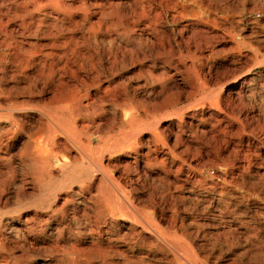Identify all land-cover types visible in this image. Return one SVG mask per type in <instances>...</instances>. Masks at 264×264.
I'll list each match as a JSON object with an SVG mask.
<instances>
[{"label":"rangeland","instance_id":"obj_1","mask_svg":"<svg viewBox=\"0 0 264 264\" xmlns=\"http://www.w3.org/2000/svg\"><path fill=\"white\" fill-rule=\"evenodd\" d=\"M164 1L143 0L153 9L150 20L153 18V13L159 11L161 21L157 25L159 24L158 27L163 29V39H166L164 40L165 47L162 50L161 48L156 51L152 49L149 51L150 54L146 51V57H148L144 58V63L147 67L150 66L149 69L153 75L150 78L147 73L145 74L152 81L148 80V84H146L147 89L150 88L148 94L144 93L143 95L132 88L137 82L144 81L142 77L132 78V81H128L126 77L138 71V64L133 63L132 58L129 57L130 53L125 51L123 55L127 59V65L126 62H121L123 58L121 51L126 46L124 42L121 39H116L117 43L119 42L117 47L116 42L109 41L108 35L104 33L103 29L102 33L88 35L89 49L85 47L86 45H81L78 42L77 52L68 47L69 41L59 42L63 46L61 49L57 42H53L57 38L58 32H52V34L39 32L30 38L34 42V45L30 47V52L37 53L41 49L38 52L39 55L36 54V56L37 61L42 59L44 70L48 67V59L61 64L66 58L67 64L74 67L80 65L86 70H90V67L95 65L94 67L103 73L106 71V66L113 64L114 73L118 72L124 76V81L129 83L127 84L128 91L137 100V102L127 105L130 107L125 106L127 108H125V113L130 108V111H133L141 99L151 104L152 111L149 113L151 116L148 115L149 124L144 126L137 125L131 126V128L127 125L124 126L126 118L121 117L114 131L107 133L99 131L100 129L87 125L84 119L80 120L82 116L87 117L92 112L91 107L82 108V115L77 119L81 141L89 142L88 146L91 148L93 159L101 153L106 156L102 160V165L104 164V167L110 169V171L107 169L106 171H109L107 173L115 179V184L111 187L113 191L115 189L113 199L116 201L114 203L118 200L123 201L125 205L132 202L131 205L138 207V215L134 213L136 217L139 216L138 219L144 217L143 219L147 220L146 217H149L150 222L154 220L153 224L159 225L161 231L170 233V235L175 232L184 243L187 239V245L194 248L192 250L204 261V264H264V0ZM186 6L192 7L194 13L186 11ZM191 25L196 27L194 31L196 37L193 33L194 36L189 38ZM98 37H102V41ZM78 39L80 41V38ZM166 41H169L175 49H170ZM168 49L172 53L168 54ZM45 51L47 53L55 52L57 55H49L50 53L47 54ZM190 55L194 56L192 57L194 63L191 70L193 82L187 77V71L184 68V65L190 63ZM58 56H61V61L57 59ZM112 56L116 57L112 59ZM6 59L8 60V58ZM124 64L128 68L123 69ZM36 66L37 63H34L25 67L27 69H18V73L12 74L15 77L10 74L5 78V81L9 80L8 77L11 78L10 81H14L18 77L20 84L27 85L26 80L22 78L21 70H28L30 77V74L33 76L32 69L35 71ZM41 67L40 64L37 66V68ZM160 70L161 72L167 71L172 77L165 78L167 75H161ZM79 73L81 74V72ZM100 74L99 81L104 86V77ZM92 75L95 76L94 73ZM42 81V79L37 80L39 87H42ZM6 83L11 85L13 82ZM72 85L71 83L70 87L73 90L83 91L79 84H75L76 88ZM156 91L159 93L157 94ZM48 96L49 94L43 91L33 100L39 104L45 103L47 106L56 105V102L51 104L48 102ZM17 98L22 100L27 96L20 95ZM163 100L166 101V104ZM155 103L157 104L155 105ZM162 103L163 106H166L161 107ZM179 120L182 121L177 127L176 123ZM126 128L132 130L128 129L129 131H127ZM102 134L110 136L107 142L101 140V142L103 141L101 143L98 139V136ZM25 139V136L21 135L10 142L12 145L8 152L11 154V160L4 159L1 163L3 173L0 175V222L2 223H0V264H71L72 258H74L70 249L72 242L75 243V247L79 248L80 258L84 257L87 260L91 258L90 264H123L122 257L113 251L117 247V243H113V250H111L112 248L109 250L113 252L105 251L103 253L98 251L94 245L84 242L87 237L82 234V230L86 226L85 232H88L89 228L95 229L94 226L97 225L96 229L99 227L103 234L104 229H107L103 223L110 222L109 218H106V221H102V219L97 221L98 218L95 217L96 210L93 206L95 199L93 198L98 194H104V191L98 188L101 187L97 179L100 177V173L97 168L92 172L95 166L90 162L91 160L83 156L75 143L72 141L71 143L59 133L58 139L61 143L64 142V139L67 141L55 149L57 162L66 161V165H61V170H66V174L59 170L58 163L54 161L51 167V176L38 181L36 179L38 175L32 172L33 168L18 160L19 153L24 150L23 141ZM113 143L115 145L112 146ZM129 147L131 148L129 149ZM105 148L108 149L107 152H105ZM114 148L115 150H113ZM108 151L109 153L111 151V154ZM3 152H5L4 148L0 150L4 156ZM110 166L112 167L110 168ZM89 171L91 173H87ZM79 172L85 177V182L75 179L77 183L74 180H68L65 185H62L64 177ZM86 181L90 182V189L79 190V185L86 184ZM46 183L51 186L57 184L55 188L57 196L51 203V207L59 208L65 193L69 191V194L70 192L72 194L71 199L64 207L68 222L66 226L68 229L70 228V231L68 232L67 229L61 240L47 235L46 225L53 221L48 218L50 208H41L37 205V200L43 193L42 187ZM59 183L61 187L58 185ZM2 185L3 187H1ZM249 194L251 195L249 196ZM90 195L94 196L90 197ZM83 196H86V201L82 200ZM33 198L36 200L34 201ZM80 200L85 204L81 205ZM127 207L130 209L129 206ZM226 209L235 212L234 217L230 218L231 216L226 215ZM120 211L118 210L117 213ZM81 212L83 213L81 214ZM46 213L48 214L46 215ZM143 213L146 217L143 216ZM71 214L73 218L70 217ZM88 214L91 215L89 218L86 216ZM119 214L117 215L118 222L122 221L120 220L122 216ZM23 218L30 220L25 222ZM7 220H9L8 224L4 225ZM236 221H241L242 226ZM10 225L21 226L22 230L16 234L9 229ZM41 225L43 228L40 227ZM49 225H53V222ZM29 227H33V231ZM116 227L120 233L124 229L122 226H114L115 229ZM39 228H42L43 231L39 232ZM80 233L81 235H79ZM89 246L94 249L91 248L89 251ZM124 253L131 256L130 251L126 248ZM130 256L128 257L131 258ZM155 256L157 254L153 251L149 258L142 259L143 264L152 263L151 258ZM121 260L123 261L121 262Z\"/></svg>","mask_w":264,"mask_h":264},{"label":"bare ground","instance_id":"obj_2","mask_svg":"<svg viewBox=\"0 0 264 264\" xmlns=\"http://www.w3.org/2000/svg\"><path fill=\"white\" fill-rule=\"evenodd\" d=\"M147 1H149V0H147ZM159 1L160 0H158V2ZM181 1H183V0H181ZM186 1L192 2L194 0H186ZM145 3H147V2H145ZM145 3L143 2V0H0V150L2 148H4V151H5V152H3L5 154L4 156L2 155V153H0V175L3 173L1 170L2 161L4 159L5 160L7 159V161L11 160V154H9V152H8L9 147L12 145V143H10V142H13L17 137L24 135L26 138L25 141H23L24 143L22 142L24 145V147H23L24 150L21 151V153H19V156H18L19 162L26 164V166L32 167L34 170L32 172L36 173L38 175L36 177V179L38 181L39 180L42 181L44 177H50L52 174L51 173L52 164L54 163V161L56 163H58L57 162V154H56L55 149H57V147L61 146L62 143L64 144V142L66 143V141H67L64 139V142L61 143V141L58 139V135H59V133H61L70 142L72 141L73 143H75V145L78 147L79 151L82 152V154H83V156H85V158H87L88 160L89 159L91 160L90 162H92V164L95 166V167H93L92 172H94V169L97 168L98 172L100 173V177H98L97 179L99 180V182L101 184V187H98V188H99V190L102 189L104 191V194H98L97 196H95V198H93V199H95L93 202V206L95 207V210H96L95 211V217L98 218V219H96L97 221L98 220L101 221V219H102V221H104L106 218H109L110 222H108V223L104 222L107 224L103 223V225L107 226V229L106 230L104 229V231L102 232L104 234V236H103V234H101L102 230L100 231L99 227H98V229H96L97 225L94 226L95 229L89 228L88 232L84 231L85 228L87 227L86 226L84 228V230H82L83 231L82 234L87 237L86 239L84 238L85 239L84 242H86L90 245H94V247H97L98 251H101L103 253L105 251L108 252L111 248H112L111 250H113L112 244L117 243V247L113 251H114V253L117 252L118 255H120V257H122V259L124 261L121 260V262L123 261V264H129V263L130 264H143L142 259L144 257L149 258L150 253H152L153 251L156 252L157 256L151 258L152 259L151 261H153L152 263H150V262L145 263L146 261L144 260L145 264H204L203 263L204 261L202 259H200L198 257V255H196L197 253L196 254L194 253L195 252L194 250H192L193 247L191 248L190 245H187V239L185 241L186 243H184L178 238L179 236H177L175 232L170 235V233L168 234V233H165L164 231H161V229L159 228V225L157 226V224L156 225L153 224L154 220L152 222H150L151 221L150 218L146 217L144 213H143L144 214L143 216L148 218L149 221H148V219L147 220L143 219L144 217L141 218L142 220L138 219L139 216L136 217V215L134 214V213L137 214V208L138 207L136 208L135 206L131 205L132 204L131 201H130L131 203H127V205H125L123 203V201H119V200L116 203H114V201H116L115 199H113L114 198L113 192L115 191V189L113 191L111 187L114 186L115 179L113 178V176L111 174L107 173L110 171V169H107L106 167H104V164L102 165V160H103L105 155H103L101 153L99 156H95V159H93V156L91 153V148L88 146L89 142L86 141L87 143H85V142L81 141V138H80V133L78 131L80 127L78 128L79 125L77 124V119H79V117L82 115V113H81L82 108L91 107L92 112H90V114L87 117L82 116L80 118V120L84 119V121L87 125L92 126V127L94 126L95 128L100 129L99 131L107 133V132H112L115 130V128L117 127L116 124L118 123L119 118H121V117L126 118V120L124 119L126 124H123V125L124 126L127 125L130 128H131V126L133 127V126H137V125H143V126L148 125L149 124L148 115H150L149 113H150V111H152L150 109V108H152V106L150 107L151 104H149V102H147L146 100L141 99V101L135 105L133 111L132 110L130 111V109H131L130 108L125 113V108L130 107L127 105L128 104L130 105L131 102H135V101L137 102V100L128 91L127 84H129V83H126L127 81L126 82L124 81V79H123L124 76H121L118 72L114 73V71H113L114 67L112 66L113 64L111 62L112 60L110 61L112 65L106 66V68H105L106 71H104V73H103V71L97 70L94 67L95 65L90 67V70L89 69L86 70L85 68H84L85 69L84 70L83 67H80V65L76 66V67L71 66V65L66 63V61H65L66 58H64L65 60H63L61 64L55 63L54 60H53V62H51L50 59H48L49 60V63L47 62L48 67L46 66L47 68H46V70H44V68H43L44 63L41 62L42 59H38L39 61H37V56H36V54L39 55L38 52L41 49H39V51L37 53H35L34 51H33L34 53L30 52V49H31L30 47H32L34 45L33 44L34 42L30 38L39 32L45 33V34H52V32H58V35H56L57 38L54 39L53 42H57V45H59L60 49H61L62 45L59 44V42L61 43V42L69 41L70 45L72 44L73 46L68 45V47H71L72 51L77 52L78 42H80L81 45H86L85 47H87V49H89V42L87 41L88 35L100 33L101 31L104 30V33L106 35H108L109 41L114 42V43L116 42L117 47L119 46V42L117 43L116 39H121V41L124 42V44L126 45L123 47L122 51L120 50L122 52L121 55L123 57L121 59L122 60L121 62L125 63L127 61L126 57L123 55V52L125 51V52L130 53L129 57L132 58L133 63L136 62L138 64V68H137L138 71L132 75H129V76L127 75L126 77H127L128 81L131 80L132 78H138L139 79V77H142V80H144V81L142 83L137 82L132 88L136 91L143 93V95H144V93L148 94L150 88L148 90L146 84H148L147 81L150 79L147 78L148 77L147 75H149V77H150L152 75V73H151V70L149 69L150 66L147 67V65L144 63V58L146 57V51L149 52L152 49H154L156 51V49H159V48H161V50H162V48L165 47L166 43H164V40H166V39H163V37H164L163 29L158 27L159 24L157 25V23H160V21H161L159 11H156L155 13H153V18H152L153 20L152 19L150 20L151 10H153V9H151V7ZM148 4H150V3L148 2ZM185 9H186V11H189L192 14L194 13V10L192 7L186 6ZM172 19H174V18H172ZM190 24H191V22H190ZM195 29H196L195 26H193V25L190 26V29H189L190 30V37L189 38H192L194 36ZM135 30H137V31H135ZM113 33H114V35L112 36ZM198 34H199V32H198ZM102 35H104V34H102ZM195 37H196V34H195ZM78 38H80V41ZM98 38L100 40L102 39V37H98ZM104 41H106V40H104ZM175 43H176V41H175ZM167 45L170 49L174 48V47H172L173 45L169 41L167 42ZM175 45H177V44H175ZM36 46H37V44H36ZM91 47H92V45H91ZM121 47H122V45H121ZM108 48H109V46H108ZM186 48H187V46H186ZM66 49L67 48H65L63 50H66ZM170 49H168V54H170V52H171V51L169 52ZM187 49H186V51H187ZM58 51H59V47H58ZM172 51H175V50H172ZM42 53H44V52H42ZM49 53H47V54H49ZM62 53L63 52L61 50V54ZM160 53H158V55H160ZM55 54H56L55 52H51L49 55L54 56ZM149 54H150V52H149ZM166 54H167V52H166ZM49 55H47V56H49ZM59 55H60V53H59ZM151 55H152V53H151ZM154 55H156V54L154 53ZM179 55L181 56L180 53H179ZM106 56H108V55H106ZM180 56L178 58H180ZM114 57H116V56H112L111 58L114 59ZM192 57H194V56L190 55V57H189L190 63L188 65H184V68L187 71V77H189V79L193 82L194 80H193V74H192L191 70L193 69V63L194 62H193ZM6 58H8V60ZM51 58H53V57H51ZM62 58H63V56H62ZM57 59H59V61H61L60 60L61 56H58ZM57 59H56V61H57ZM97 59H99V58H97ZM34 63H37V66L40 64V66H42V67L37 68V66H36L35 71H34V69H32L33 70L32 71L33 76H31V74H30V77H29L28 72H27L28 70L27 71L21 70L22 76H23L22 78H24V80H26L27 85H25L24 83H23L24 85L20 84L18 79H17L18 77L16 78V80L13 78L14 81H10L11 78L8 77L9 80H8V78H7V80L9 82H13V83L11 85H8L6 83L8 81H5V78L8 75L11 74V76H12V74L17 72L18 69L19 70L20 69H27L25 67L33 65ZM16 64L18 65L19 68L18 67L16 68ZM126 65H127V62H126ZM126 65L125 64L123 65V67H124L123 69H125L127 67ZM12 66H14V67H12ZM116 69H117V67H116ZM79 72H81V74ZM105 72L107 73V75ZM93 73L95 74V76L92 75ZM99 73H101L104 77V83H105L104 86L102 84H100ZM146 73H147V75H145ZM160 74L161 75L163 74V76L167 75V76H165V78H171L172 77L171 74L165 70L162 72L160 70ZM13 75H15V74H13ZM88 75H89V77H88ZM115 75H116V77H115ZM144 75L146 78L144 77ZM158 75L159 74H157V76ZM12 77H15V76H12ZM161 78H162V76H161ZM39 79L43 80L42 85H41L42 87H39L37 85V80H39ZM152 79H153V77H152ZM20 80H21V77H20ZM187 80H188V78H187ZM150 82H152V81L150 80ZM71 83L74 85V87H75V84L76 85L79 84L80 88L83 91L80 92L79 90H77V91L73 90L70 87ZM37 86L40 89L39 88L37 89ZM43 91L45 93L49 94V96H48L49 99L47 98L48 102L50 104L53 102H56V105L47 106V105H45V103L39 104V103L34 102L35 100H33V98L36 97L37 95H40ZM158 93L159 92H157V94ZM20 95L22 97L24 95H26L27 98H22V100L21 99L19 100L17 97H19ZM163 97H164V95H163ZM41 99H40V101H42ZM164 102H165L164 104H166V101H164ZM156 104L157 103H155V105ZM153 105H154V103H153ZM159 105H158V107H159ZM162 106H163V103H162L161 107ZM164 106H166V105H164ZM156 109H154V111H156ZM150 119H151V117H150ZM181 121L179 120L178 123H176L177 127L179 126ZM79 123H80V121H79ZM187 123H188V121H187ZM84 124H81V125H84ZM31 129H32V131H30ZM122 129H124V128H122ZM128 129L126 128L125 130L129 131L130 129L129 130ZM137 133H139V132H137ZM157 133H159V132H157ZM38 134H40V135H38ZM153 136L155 137V135H153ZM111 137H112V135H111ZM109 138H110V136H106V135L104 136V134L98 136V139L100 140V142H101V140H103L104 142H107V140ZM133 139H135V138H133ZM84 141H85V139H84ZM114 143L112 144V146L117 144V142L115 144ZM148 144H150V143H148ZM146 146H147V143H146ZM127 147H126V149H127ZM101 148H102V146H101ZM108 148H109V145H108ZM110 148H112V147L110 146ZM115 148L113 150H115ZM130 148L131 147H129V149ZM102 149H101V152H102ZM107 150L108 149H106L105 152H107ZM154 150H156V149H154ZM108 153H109V151H108ZM109 154H111V151ZM59 163H58L59 170L66 174V170L65 171L61 170L62 166H63L62 164L66 165V161L60 160ZM106 163L108 164V161ZM109 165H111V163H109ZM92 166H90V167H92ZM111 167L112 166H110V168ZM90 169H92V168H90ZM106 169L109 171H106ZM86 170L88 171V168ZM86 170H85V172L83 171L84 175L86 173ZM111 171H112V169H111ZM80 172L71 174L70 176H67V177H64L62 185H65L68 180L69 181L74 180L75 182L77 180L81 181V182L82 181L85 182V177H83L82 176L83 173L81 172L82 173L81 174ZM87 173H91V171H89ZM89 177H91V176H89ZM96 177H94V178H96ZM75 179H77V180H75ZM3 180H4V178H3ZM5 181H6V179H5ZM116 183L119 184L118 182H116ZM46 184H45V186L42 187L43 193L41 194V198L38 197L39 199L37 200V205L41 208H43V207L50 208V210L48 209L50 211L48 218L50 221L53 220L52 221L53 225H49L52 222L46 225L47 235H49L55 239L60 238V240H61V238H63L62 236L64 235V232H66L68 229L66 226V224L68 223L67 218H66L67 215L64 211V209H65L64 207H65L66 203L71 199L72 194H71V192L69 194V191L65 193L64 198H62L61 206L59 208H57L56 206L51 207V205H52L51 203L55 201L56 196H57L56 191H55L57 184L54 186L53 185L51 186V184H47V185ZM58 185L61 187L60 183ZM89 186H90V182L86 181V184L79 185V188H80L79 190H82L84 188L86 190H88ZM1 187H3V185ZM19 192H17V193H19ZM15 193H16V191H15ZM241 195H243V194H241ZM241 195H239V196H241ZM250 195L251 194H249V196ZM0 196H1V194H0ZM92 196H94V195H90V197H92ZM187 196H189V195H187ZM179 198H180V196H179ZM191 198H192V196L189 199L191 200ZM193 198H194V196H193ZM233 198L235 199L236 197H233ZM237 198H239V197H237ZM242 198H244V197H242ZM35 200L36 199H34V201ZM82 200L86 201V196H83ZM83 201H81L82 202L81 205L85 204ZM127 206H129L130 209H128ZM94 207H93V209H94ZM84 209H85V207H84ZM118 210H121L118 213H120L119 215L122 216V218L120 219L122 221H119V222L117 220V219H119L117 216ZM225 211L227 213L226 215L231 216L230 218H232V216L234 217L235 212H233L231 209L228 211L226 209ZM220 212H222V211L220 210ZM72 213H74V212H72ZM82 213L83 212H81V214ZM47 214L48 213H46V215ZM141 214H142V212H141ZM89 215L90 214H88L86 216H88V218H89ZM71 216H72V214L70 215V217ZM93 216H94V214H93ZM235 216H236V214H235ZM23 217H25V216H23ZM72 218H73V216H72ZM94 218H93V220H95ZM27 220H30V219L23 218V221L26 222ZM43 220H45V219H43ZM86 220L89 221V219H86ZM8 221L9 220L5 221L4 225L8 224ZM236 222H238L239 225L242 226L241 221H236ZM154 223H155V221H154ZM44 224H46V223H44ZM89 224H91V223H89ZM114 226H122V228H124V229L120 233V232H118V228L116 227V229H115ZM40 227H42V225ZM137 227H138V229H137ZM42 228H39V232L43 231ZM9 229L17 234L18 232H20L22 230V227L17 226V225H10ZM30 229H32L31 231H33V227ZM69 229H68V232L70 231ZM79 235H81V233ZM49 236H48V238L51 239V237H49ZM67 237H68V235H67ZM69 244H71V243H69ZM74 244L75 243L72 242V244L70 246L71 252H72V254H74V258H72L71 264H90L89 261H91V258L88 257L90 260H87L84 257L80 258V256H79L80 251H78L79 248L75 247ZM68 246L69 245L67 244V247ZM91 248L94 249L92 246L91 247L89 246V251L91 250ZM123 248L128 249V251H130V253H131V256L124 253ZM93 251H96V250H93ZM113 251H111V252H113ZM125 251H127V250H125ZM71 252H69V253H71ZM108 255H110V254H108ZM128 256H130L131 258H129Z\"/></svg>","mask_w":264,"mask_h":264}]
</instances>
